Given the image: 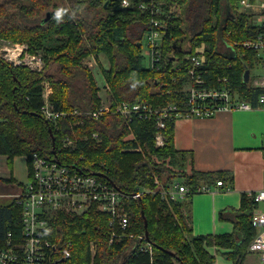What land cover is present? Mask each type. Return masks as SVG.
Wrapping results in <instances>:
<instances>
[{
	"label": "trees",
	"instance_id": "obj_1",
	"mask_svg": "<svg viewBox=\"0 0 264 264\" xmlns=\"http://www.w3.org/2000/svg\"><path fill=\"white\" fill-rule=\"evenodd\" d=\"M56 1L59 0H0V38L26 42L30 50L43 47L46 60L49 58L44 69L37 71L14 66L0 57V155L8 156L10 167L16 156L27 158L29 170L34 153L54 158L51 132L57 150L63 136L71 133L67 119H61L57 131L44 118L41 111L44 81L53 85L51 99L59 108L99 107L97 81L81 63L92 54L104 56L109 62L103 73L115 102L142 101L157 106L177 102L183 106L182 88L187 79L173 82L172 76L179 74L173 68V58L184 72L186 56L195 54L202 44L208 48L207 77L213 84L219 77H227L239 95L254 103L262 92L251 87L246 77V71L251 72L261 63L254 49L241 48L228 55L215 52L222 38L231 44L255 40L264 32V27L253 22L249 11L237 8V0H156L160 2L156 5L174 13L168 19V33L163 41L162 76V72L144 66L141 43L151 25L150 11L140 6L144 0H130L125 8L121 7V0H72V11ZM48 11L52 16L45 22ZM133 126L137 140L165 159L163 163L157 164L150 155L131 150L137 147V142L123 140L127 131L123 119L114 113L101 119L88 117L86 124L76 129L80 136L99 132L101 143L92 140V145L81 144L72 153L57 151V158L77 167L95 163L93 172L100 170L106 175L104 180L127 193L137 192L142 186L153 187L154 174H159L164 183L181 177L194 189L204 182L232 179L225 172L188 175L175 169L178 158L173 121L168 123V143L163 148L154 145V125L135 121ZM82 154L87 160L79 162ZM0 180L4 183L1 191L21 184L13 176ZM189 199L191 196L168 204L158 194H150L130 200L127 207L135 237L116 245L108 243V215L97 209L77 215L59 213L51 220L47 233L54 241L63 238L72 242L68 264H216L217 255L232 260L233 264H243L257 234L253 222L258 205L255 194H242L239 208L223 211L221 217L233 221L234 230L217 235H194ZM144 218L148 221L147 228ZM18 220L19 207L13 201L0 204V239L17 228ZM146 229L152 253L140 250L143 240L139 236L145 235ZM91 241L97 243L94 257Z\"/></svg>",
	"mask_w": 264,
	"mask_h": 264
},
{
	"label": "built area",
	"instance_id": "obj_2",
	"mask_svg": "<svg viewBox=\"0 0 264 264\" xmlns=\"http://www.w3.org/2000/svg\"><path fill=\"white\" fill-rule=\"evenodd\" d=\"M130 0H121V7L130 5ZM156 0H144L140 6L149 10L151 14L150 30L145 34L147 46L143 49L144 64L146 68L158 70L163 75V41L168 33V19L173 15L172 9L166 12ZM238 9L247 10L252 14L253 22L264 27V0H237ZM142 40V42H143ZM142 45V43H141ZM229 46L239 51L241 48L254 49L261 59L259 64L263 74L258 77L255 87L262 89L254 103L250 99L241 98L239 93L229 85L227 77H219L216 84L208 79L206 69L207 46L202 44L197 47L195 54L186 56L187 65L184 72L177 59L173 58V68L179 74L171 79H187L183 85L184 105L177 102L164 105H154L149 102L114 101L112 94L107 98H100V105L93 110H84L78 107L73 109L59 108L52 101L53 88L49 81H44L43 104L41 107L44 118L52 123L56 130L61 128V119H67L71 133L63 136L60 147L56 149L54 158H47L34 153L31 158L29 170L30 179L26 184H16L10 191H0V197L10 196L15 205L19 207V220L15 230H9L3 239H0V264H68L72 258V242L60 238L54 241L47 233L51 220L59 213L69 215L82 214L90 209H97L108 215L107 237L109 245L119 244L127 238H134L133 221L131 212L127 207L130 200L146 195L158 194L168 204L176 201H184L196 193L214 192L218 187H223L225 182L221 179L215 181V186L204 182L197 188L186 185L182 178H176L169 183H164L159 174H154L153 187H139L137 192L127 193L110 183L106 175L93 172L95 163L88 166L77 167L68 165L58 160L57 151H77L81 144L92 145V140L101 143L99 132H93L91 136H80L76 129L86 124V118L101 119L114 113L123 119V125L127 131L124 140L137 142V147L131 150L143 152V145L137 140L134 130L135 121H146L155 126L154 145L163 148L168 143L167 127L169 121H175L185 117H212L220 111L254 108H264V32L255 40L245 42L234 41ZM143 47V45H142ZM3 58L9 56V61L15 65L29 67L42 71L45 61L37 55H28L20 59L24 47L16 46L15 49L4 50ZM17 51V52H16ZM215 52H221L219 46ZM225 54V53H223ZM15 57H12V56ZM228 55V54H227ZM94 67L93 61L84 63ZM88 67V68H89ZM101 92V91H100ZM100 94V93H99ZM106 96V95H105ZM104 96V97H105ZM145 146V145H144ZM149 151V149H148ZM152 160L157 164L165 159L157 157L149 151ZM87 160L82 154L80 161ZM169 165V164H168ZM87 170V171H86ZM101 174V175H99ZM107 179V178H106ZM4 185L0 182V188ZM230 189V187H226ZM255 194L257 203L264 201V187ZM252 194V193H250ZM253 222L257 228L249 251L258 255L259 263L264 264V211L255 210ZM143 240L141 251L152 253L153 246L146 235L139 236ZM91 252L94 257L97 252V243L91 242Z\"/></svg>",
	"mask_w": 264,
	"mask_h": 264
},
{
	"label": "crops",
	"instance_id": "obj_3",
	"mask_svg": "<svg viewBox=\"0 0 264 264\" xmlns=\"http://www.w3.org/2000/svg\"><path fill=\"white\" fill-rule=\"evenodd\" d=\"M218 46L225 54L233 53L223 38ZM262 74L260 65L251 70L247 79L251 87H255ZM174 148L178 158L176 169L183 173L225 172L232 178L225 181L224 188L196 193L189 199L194 235L233 232L234 222L222 218L223 211L239 208L242 194L264 187V108L224 110L212 117L179 118L174 123ZM262 203H258L256 210L264 211Z\"/></svg>",
	"mask_w": 264,
	"mask_h": 264
},
{
	"label": "rangeland",
	"instance_id": "obj_4",
	"mask_svg": "<svg viewBox=\"0 0 264 264\" xmlns=\"http://www.w3.org/2000/svg\"><path fill=\"white\" fill-rule=\"evenodd\" d=\"M56 3L59 6L62 7V5H63V7L65 6L72 11V0H59V1H56ZM51 9H53V7H51ZM17 45L24 47V51H23L20 59H24L28 55H37L38 57L43 58V60L45 61L44 67L46 66V61L49 58L46 60L47 56H46V52L44 51L43 47H41V48L39 47V48H36L34 50H30L29 45L26 42L20 43V42H15L13 40L0 38V57L3 58V54L5 52L4 50H7L9 48L15 49ZM142 45H143V49H145L147 46V40L146 39L143 40ZM12 57H15V56L13 55ZM3 59L9 63H12L14 66H21V65H15L13 62L9 61V56H7L6 58H3ZM90 60L94 62V67H89V66H86L84 64L85 62L90 61ZM81 63H82L84 68L88 69L89 71H91L93 73V75L97 81V85L99 87V92H98L99 97H100V95L102 96L100 98H104V99L109 97L112 94V90H111V86H109L108 80L106 79V77L103 73L104 69L109 68V62H108L107 58H105L104 56L98 57V56L92 54V55H89L88 57L83 58ZM144 66H145V64H144ZM52 88L54 90L53 85H52ZM100 89H101V92H100ZM126 135L127 134L125 133L124 136H126ZM123 140H124V138H123ZM124 141L126 142L127 140H124ZM148 149H149V147L143 145V152H141V153L144 156L145 155L148 156L149 151H150V150L148 151ZM12 162H13L12 166L10 167L8 164V156L0 155V179L3 177L13 176L14 179L19 183H23V184L28 183V181L30 179L29 178L30 173H29V167L27 164V158L25 156H16V157H14ZM0 191H1V188H0ZM2 192H8V191L6 189H2ZM194 195L195 194H193L192 196H194ZM10 198H12V197H10V196L0 197V204L6 203V202H9V203L12 202V200ZM262 204H264V203H262ZM91 242H95V241H91ZM212 251H215V249H213ZM222 259L225 261L224 262L225 264H233L232 260H228L221 255L216 256V264H224L223 262H221ZM243 264H259L258 255L256 253L250 252L248 250Z\"/></svg>",
	"mask_w": 264,
	"mask_h": 264
},
{
	"label": "water",
	"instance_id": "obj_5",
	"mask_svg": "<svg viewBox=\"0 0 264 264\" xmlns=\"http://www.w3.org/2000/svg\"><path fill=\"white\" fill-rule=\"evenodd\" d=\"M51 16H52V12H51V11H48V12L46 13V17H45V19H44L45 22L48 21V20L51 18ZM249 75H250V72H249V71H246V77H247V78H249ZM51 135H52V137H53V143H54V146H53V153L56 155V146H55V139H54V134H53V132H51ZM99 175H101V174H99ZM101 176H102V175H101ZM144 220H145V227L147 228V226H148V221L146 220V218H144ZM145 235H146L147 240H149V232H148L147 229H146Z\"/></svg>",
	"mask_w": 264,
	"mask_h": 264
},
{
	"label": "clouds",
	"instance_id": "obj_6",
	"mask_svg": "<svg viewBox=\"0 0 264 264\" xmlns=\"http://www.w3.org/2000/svg\"><path fill=\"white\" fill-rule=\"evenodd\" d=\"M57 15H59V13Z\"/></svg>",
	"mask_w": 264,
	"mask_h": 264
},
{
	"label": "bare ground",
	"instance_id": "obj_7",
	"mask_svg": "<svg viewBox=\"0 0 264 264\" xmlns=\"http://www.w3.org/2000/svg\"><path fill=\"white\" fill-rule=\"evenodd\" d=\"M44 19V18H43ZM4 184V183H3Z\"/></svg>",
	"mask_w": 264,
	"mask_h": 264
}]
</instances>
